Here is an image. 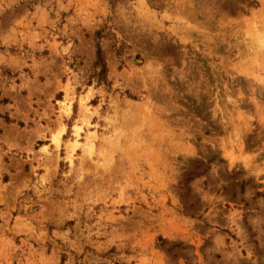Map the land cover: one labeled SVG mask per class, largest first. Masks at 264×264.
Segmentation results:
<instances>
[{
	"label": "rangeland",
	"instance_id": "rangeland-1",
	"mask_svg": "<svg viewBox=\"0 0 264 264\" xmlns=\"http://www.w3.org/2000/svg\"><path fill=\"white\" fill-rule=\"evenodd\" d=\"M0 264H264V0H0Z\"/></svg>",
	"mask_w": 264,
	"mask_h": 264
},
{
	"label": "bare ground",
	"instance_id": "bare-ground-1",
	"mask_svg": "<svg viewBox=\"0 0 264 264\" xmlns=\"http://www.w3.org/2000/svg\"><path fill=\"white\" fill-rule=\"evenodd\" d=\"M57 135H55V139H56Z\"/></svg>",
	"mask_w": 264,
	"mask_h": 264
}]
</instances>
